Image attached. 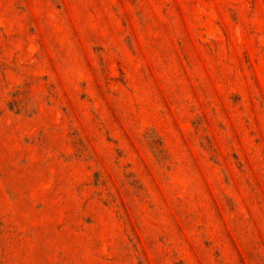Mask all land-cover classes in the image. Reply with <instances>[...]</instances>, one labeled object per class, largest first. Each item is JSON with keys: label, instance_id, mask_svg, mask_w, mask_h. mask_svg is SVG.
I'll use <instances>...</instances> for the list:
<instances>
[{"label": "rangeland", "instance_id": "obj_1", "mask_svg": "<svg viewBox=\"0 0 264 264\" xmlns=\"http://www.w3.org/2000/svg\"><path fill=\"white\" fill-rule=\"evenodd\" d=\"M0 264H264V0H0Z\"/></svg>", "mask_w": 264, "mask_h": 264}]
</instances>
